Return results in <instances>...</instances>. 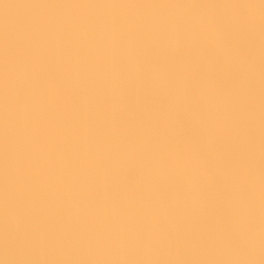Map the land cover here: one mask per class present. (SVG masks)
<instances>
[{
	"label": "bare ground",
	"instance_id": "1",
	"mask_svg": "<svg viewBox=\"0 0 264 264\" xmlns=\"http://www.w3.org/2000/svg\"><path fill=\"white\" fill-rule=\"evenodd\" d=\"M0 264H264V0H0Z\"/></svg>",
	"mask_w": 264,
	"mask_h": 264
}]
</instances>
